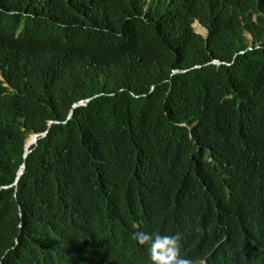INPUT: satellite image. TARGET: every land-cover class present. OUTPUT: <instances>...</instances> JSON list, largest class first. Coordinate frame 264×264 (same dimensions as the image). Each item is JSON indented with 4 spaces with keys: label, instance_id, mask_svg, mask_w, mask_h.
I'll return each mask as SVG.
<instances>
[{
    "label": "trees",
    "instance_id": "trees-1",
    "mask_svg": "<svg viewBox=\"0 0 264 264\" xmlns=\"http://www.w3.org/2000/svg\"><path fill=\"white\" fill-rule=\"evenodd\" d=\"M138 231L264 264V0H0V264H152Z\"/></svg>",
    "mask_w": 264,
    "mask_h": 264
},
{
    "label": "clouds",
    "instance_id": "clouds-1",
    "mask_svg": "<svg viewBox=\"0 0 264 264\" xmlns=\"http://www.w3.org/2000/svg\"><path fill=\"white\" fill-rule=\"evenodd\" d=\"M195 22L198 23L197 21H195ZM195 22L192 24V27L195 24ZM203 29L206 31L205 28H203ZM197 34H199V33H197ZM199 35H201V34H199ZM206 35H207V31H206ZM250 49H252V48H250ZM212 64L217 65V66L224 65L223 63H220L218 61H213ZM196 68H198V67H196ZM45 132H48V131L46 130V131L40 133V135L45 136L47 134V133L44 134ZM31 135H34V134H31ZM31 135L28 137L31 138ZM31 144H33V143H31ZM25 147H26V144L24 143V155L26 152ZM26 148H28V147H26ZM23 158H26V157L23 156ZM23 171H24V168H23ZM18 172H19V170H18ZM18 172H17L16 178H15L12 186H17L18 181H19L21 175L23 174V172H22V174L18 177ZM17 178H18V181L15 184V181ZM10 187L11 186H8L5 188L7 189ZM135 236H136V239L138 240V242L140 244L147 246V248L149 249L152 264H194L193 260L187 259V258L181 256V254H180L181 253V243H180L181 237L179 234L168 235V234H161V233H148V232H144V231H138L135 234ZM4 258L5 257L3 255H0V261H2ZM202 264H205V263L203 262Z\"/></svg>",
    "mask_w": 264,
    "mask_h": 264
},
{
    "label": "water",
    "instance_id": "water-1",
    "mask_svg": "<svg viewBox=\"0 0 264 264\" xmlns=\"http://www.w3.org/2000/svg\"><path fill=\"white\" fill-rule=\"evenodd\" d=\"M205 39H206V37L207 36H204V35H202ZM86 102H89V101H86ZM78 105H83L82 103H79V104H76V105H74L73 106V108L74 107H76V106H78ZM70 116H72V111L70 112ZM69 116V117H70ZM52 122V121H51ZM50 122V123H51ZM47 132H45L44 134H46ZM39 135H40V133H35L34 135H31V143H36L37 142V140H38V138H39ZM25 150H26V152H25V155H24V157H26V155H27V153H28V148H26L25 147ZM23 168H24V165H22L21 167H20V169H19V172H18V177L22 174V172H23ZM17 181H18V178L16 179V181H15V184L17 183Z\"/></svg>",
    "mask_w": 264,
    "mask_h": 264
},
{
    "label": "rangeland",
    "instance_id": "rangeland-1",
    "mask_svg": "<svg viewBox=\"0 0 264 264\" xmlns=\"http://www.w3.org/2000/svg\"><path fill=\"white\" fill-rule=\"evenodd\" d=\"M193 27H194V29H195V31L197 32V33H199V34H201V35H206V31L202 28V29H199V26L195 23L194 25H193ZM28 138V137H27ZM26 138V139H27ZM25 139V140H26Z\"/></svg>",
    "mask_w": 264,
    "mask_h": 264
}]
</instances>
